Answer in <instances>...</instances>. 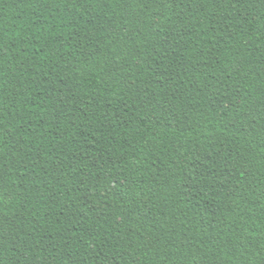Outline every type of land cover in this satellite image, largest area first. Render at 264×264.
Instances as JSON below:
<instances>
[{
    "label": "trees",
    "instance_id": "1",
    "mask_svg": "<svg viewBox=\"0 0 264 264\" xmlns=\"http://www.w3.org/2000/svg\"><path fill=\"white\" fill-rule=\"evenodd\" d=\"M0 264H264V0H0Z\"/></svg>",
    "mask_w": 264,
    "mask_h": 264
}]
</instances>
